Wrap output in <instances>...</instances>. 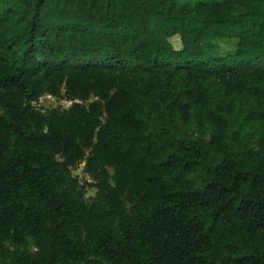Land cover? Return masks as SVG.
Segmentation results:
<instances>
[{"label": "trees", "instance_id": "trees-1", "mask_svg": "<svg viewBox=\"0 0 264 264\" xmlns=\"http://www.w3.org/2000/svg\"><path fill=\"white\" fill-rule=\"evenodd\" d=\"M0 264H264V0H0Z\"/></svg>", "mask_w": 264, "mask_h": 264}, {"label": "rangeland", "instance_id": "rangeland-1", "mask_svg": "<svg viewBox=\"0 0 264 264\" xmlns=\"http://www.w3.org/2000/svg\"><path fill=\"white\" fill-rule=\"evenodd\" d=\"M171 43L175 48L180 47V41L177 37H173L171 39ZM236 47V39L235 38H224L221 40H218V52L221 54L222 52H225L226 50H234ZM231 63H234L235 61H230ZM39 104L42 106H61L66 107L70 104L68 101L64 100H58L54 97H48L47 95L42 96L39 99ZM72 174L76 175L81 181H89L88 176L82 171V164L72 169ZM94 194L93 189H89L87 192V196H92Z\"/></svg>", "mask_w": 264, "mask_h": 264}, {"label": "built area", "instance_id": "built-area-1", "mask_svg": "<svg viewBox=\"0 0 264 264\" xmlns=\"http://www.w3.org/2000/svg\"><path fill=\"white\" fill-rule=\"evenodd\" d=\"M48 97H51L50 95H47Z\"/></svg>", "mask_w": 264, "mask_h": 264}]
</instances>
